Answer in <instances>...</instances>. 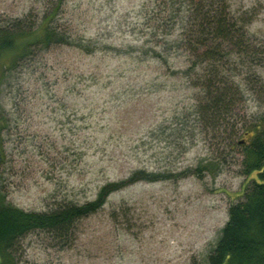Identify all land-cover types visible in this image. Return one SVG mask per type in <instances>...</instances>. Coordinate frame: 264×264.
Segmentation results:
<instances>
[{
  "label": "rangeland",
  "instance_id": "374dc122",
  "mask_svg": "<svg viewBox=\"0 0 264 264\" xmlns=\"http://www.w3.org/2000/svg\"><path fill=\"white\" fill-rule=\"evenodd\" d=\"M59 1L54 25L70 44L33 47L13 67L11 54L0 57L4 202L42 212L92 200L137 170L186 175L113 192L77 222L69 244L24 235L15 263L206 264L246 180L242 149H229L196 113L208 61L189 49L191 29L151 49L146 23L164 0H0V28L27 14L33 26ZM226 2L247 33L240 49L224 43L214 66L238 87L228 127L242 140L264 119V0Z\"/></svg>",
  "mask_w": 264,
  "mask_h": 264
},
{
  "label": "trees",
  "instance_id": "16d2710c",
  "mask_svg": "<svg viewBox=\"0 0 264 264\" xmlns=\"http://www.w3.org/2000/svg\"><path fill=\"white\" fill-rule=\"evenodd\" d=\"M62 3H46L33 26H27L31 15L27 14L0 28V57L11 54L10 67L22 60L33 47L70 44L69 37L54 25ZM160 4L146 23L144 35L156 37L151 49L162 48L175 30L180 32L174 42L191 29L189 49H193L195 58L208 61L205 73L199 75L200 81L196 85L199 91L196 113L204 128L219 132L223 135L224 145L229 149L240 147L243 153L245 189L238 196L239 200L229 205L227 220L206 264H264V119L244 131L242 140H236L239 129L228 126L234 106L239 102L238 87L221 74L222 67L214 66L225 54L223 44L231 43L240 49L247 30L244 23L242 27L238 26L239 18L231 13L226 0H164ZM148 41L147 38L146 43ZM181 174L137 170L125 180L100 187L92 200L83 203L64 201L42 212L18 209L6 204L0 196V264H16L14 247L28 233L44 232L58 243L69 244L77 222L101 210L113 192L139 181L175 180L186 175Z\"/></svg>",
  "mask_w": 264,
  "mask_h": 264
}]
</instances>
